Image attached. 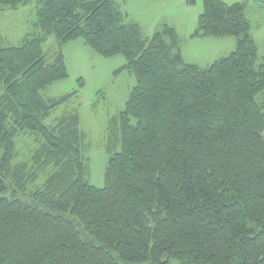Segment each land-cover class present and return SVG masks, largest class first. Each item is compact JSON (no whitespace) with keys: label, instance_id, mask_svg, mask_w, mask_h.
Wrapping results in <instances>:
<instances>
[{"label":"trees","instance_id":"16d2710c","mask_svg":"<svg viewBox=\"0 0 264 264\" xmlns=\"http://www.w3.org/2000/svg\"><path fill=\"white\" fill-rule=\"evenodd\" d=\"M31 2L0 0V15ZM246 6L202 0L192 37L235 48L199 68L174 28L146 39L113 0H35L33 31L0 38V264H264V65ZM77 40L135 78L108 123L103 188L87 181L78 114L43 124L76 94L41 92L67 78L61 48ZM20 133L35 144L24 161Z\"/></svg>","mask_w":264,"mask_h":264},{"label":"rangeland","instance_id":"374dc122","mask_svg":"<svg viewBox=\"0 0 264 264\" xmlns=\"http://www.w3.org/2000/svg\"><path fill=\"white\" fill-rule=\"evenodd\" d=\"M127 14V21L138 24L144 38L148 39L162 25L176 28L185 64L207 68L213 62L227 57L234 51L235 39L193 38L202 0H113ZM225 4H247L245 16L250 23V34L257 46V65H264V0H221ZM35 0L17 10L4 11L0 15V38L8 46H16L23 37L33 31ZM56 44L52 37L43 45L46 56H52ZM67 69V78L58 81L41 92L42 97L58 99L76 93L61 104L43 121L50 126L63 114L76 112L80 119V131L84 134V157L88 161V183L96 188L104 187V171L108 155L105 151L109 121L124 110L130 91L135 86L132 72L117 71L124 66L122 56L105 58L95 54L81 40L65 44L61 48ZM264 101V92L258 95ZM109 129V127H108ZM30 134L20 133L15 149L18 161L27 160L35 147ZM117 146L115 142L112 144ZM119 150V146L115 148ZM43 183V178L35 187ZM34 189V188H33Z\"/></svg>","mask_w":264,"mask_h":264},{"label":"crops","instance_id":"0c3cea01","mask_svg":"<svg viewBox=\"0 0 264 264\" xmlns=\"http://www.w3.org/2000/svg\"><path fill=\"white\" fill-rule=\"evenodd\" d=\"M221 1V0H220ZM224 3V2H223ZM229 5V4H228ZM175 30H176V32H177V34H178V37H179V33H178V30L175 28ZM180 50H181V48H180ZM181 52H182V50H181ZM181 55H183L182 53H181ZM190 65H193V64H190ZM194 66H196V65H194ZM198 67V66H197ZM200 68V67H199Z\"/></svg>","mask_w":264,"mask_h":264}]
</instances>
